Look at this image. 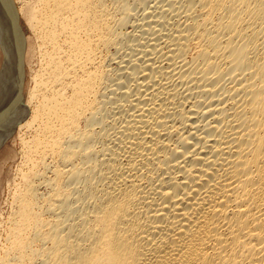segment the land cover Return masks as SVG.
Here are the masks:
<instances>
[{"label": "bare ground", "instance_id": "1", "mask_svg": "<svg viewBox=\"0 0 264 264\" xmlns=\"http://www.w3.org/2000/svg\"><path fill=\"white\" fill-rule=\"evenodd\" d=\"M0 47V264H264V0H0Z\"/></svg>", "mask_w": 264, "mask_h": 264}, {"label": "rangeland", "instance_id": "2", "mask_svg": "<svg viewBox=\"0 0 264 264\" xmlns=\"http://www.w3.org/2000/svg\"><path fill=\"white\" fill-rule=\"evenodd\" d=\"M16 6L19 8L20 2H16ZM19 26H20V29H22L23 34H25V38L31 39L32 38L30 37L31 31L22 17H20L19 19ZM4 60H5V57H4L3 49L2 47H0V75H2V71L4 68ZM31 62H32L31 64H27V61H25V64H24L25 80H24L23 89H22L23 102L27 101V95L29 94L28 92L32 87V75L35 72L36 65H35L34 60H31ZM0 79L2 80L3 76H1ZM30 82H31V85H30ZM23 129L25 130V128H22L21 130H18V128H16L14 131V135L11 136L7 141H5L6 143L4 142L3 146L0 147V224L2 223L4 225L6 223L5 221L6 218L10 213L9 206L11 204V198H12V192H13L11 189L14 188L13 186L17 181L16 168H18V165H20L21 159H22L20 157V155L22 156L21 154L22 153L21 152L22 142L21 141L25 139L24 138L25 136L28 137V134H26L27 131L26 130L24 131ZM4 225L3 226L0 225L2 226L0 227V236L3 235Z\"/></svg>", "mask_w": 264, "mask_h": 264}]
</instances>
